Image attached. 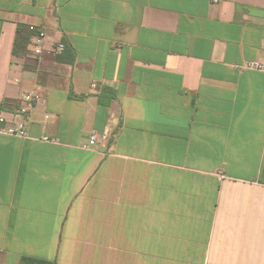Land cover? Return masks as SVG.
Returning a JSON list of instances; mask_svg holds the SVG:
<instances>
[{
  "label": "crops",
  "instance_id": "obj_1",
  "mask_svg": "<svg viewBox=\"0 0 264 264\" xmlns=\"http://www.w3.org/2000/svg\"><path fill=\"white\" fill-rule=\"evenodd\" d=\"M249 60L264 0H0V264H264Z\"/></svg>",
  "mask_w": 264,
  "mask_h": 264
},
{
  "label": "built area",
  "instance_id": "obj_2",
  "mask_svg": "<svg viewBox=\"0 0 264 264\" xmlns=\"http://www.w3.org/2000/svg\"><path fill=\"white\" fill-rule=\"evenodd\" d=\"M45 37V33L40 31L38 33L35 32V34L30 38L29 43L32 46V55L36 58H39L44 52L43 44ZM64 49L65 44L63 42H59L53 45L50 48V51L54 54H60ZM243 67L247 69L264 70V63L260 60H249L243 64ZM16 81H18V79H16ZM21 97L24 101V105L21 107L19 112L20 115H25L28 109L39 100V96L34 91H29L23 93ZM0 132L6 135L17 136L21 138H27L29 135L23 120L19 119L14 124L7 125L6 119L3 115H0ZM98 138L99 134L93 130L89 135V142L87 146L90 147L94 145L98 141ZM40 139L42 141H51V139H49L47 136H42Z\"/></svg>",
  "mask_w": 264,
  "mask_h": 264
},
{
  "label": "trees",
  "instance_id": "obj_3",
  "mask_svg": "<svg viewBox=\"0 0 264 264\" xmlns=\"http://www.w3.org/2000/svg\"><path fill=\"white\" fill-rule=\"evenodd\" d=\"M34 34H35V30H33L32 28H29V34L27 35V37H26V36L23 37V38H24V44H23V48H24V49L27 48V46H28V44H29V42H30V38H31V36L34 35ZM14 54L17 55V54H21V53H20L19 51H16V50H15ZM24 260H27V259H24ZM29 260H30V259H29ZM33 261H35V260H33ZM40 262H42V261H40ZM42 263H43V264H51V263L46 262V261H43Z\"/></svg>",
  "mask_w": 264,
  "mask_h": 264
}]
</instances>
